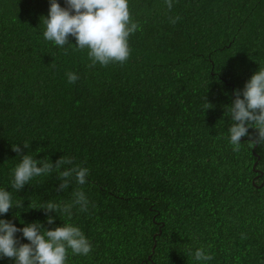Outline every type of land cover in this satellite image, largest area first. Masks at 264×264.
<instances>
[{
	"label": "trees",
	"instance_id": "trees-1",
	"mask_svg": "<svg viewBox=\"0 0 264 264\" xmlns=\"http://www.w3.org/2000/svg\"><path fill=\"white\" fill-rule=\"evenodd\" d=\"M49 6L0 0V188L13 200L0 219L79 227L93 250L69 251L67 264H264V144L245 137L234 152L227 114L264 67V0H173L171 11L165 0H129L139 30L128 61L94 68L87 50L43 38ZM68 72L79 79L68 83ZM23 154L53 165L73 158L64 168H88L86 183L73 177L60 192L53 172L16 192ZM77 189L89 208H73L70 221L36 209L69 202ZM201 246L212 260L189 255Z\"/></svg>",
	"mask_w": 264,
	"mask_h": 264
},
{
	"label": "clouds",
	"instance_id": "clouds-1",
	"mask_svg": "<svg viewBox=\"0 0 264 264\" xmlns=\"http://www.w3.org/2000/svg\"><path fill=\"white\" fill-rule=\"evenodd\" d=\"M165 3L171 11L173 0H165ZM64 4L65 7H61L57 0H49L48 16L41 17L45 26L43 38L46 41L53 42L65 51L67 47L87 50L89 68L97 64L101 67L123 65L128 61L131 54L129 37L139 30L138 22L132 18L129 0H64ZM179 20V16L169 17V23L173 25ZM69 37L75 39V46L69 43ZM66 76L70 84L79 79L74 72H68ZM234 96L227 113L231 119L228 133L232 150L239 152L242 138L245 137L250 146L264 144V67L251 76L242 92L236 90ZM212 107L205 102V110ZM249 129H253L254 133L250 134ZM23 147L28 148L29 143L25 142ZM11 150L18 155L21 153L19 145H12ZM20 156V162L12 170L11 188L16 192L34 177H48L53 172L58 173L57 178L61 181L57 188L60 192L68 188L73 177L78 185H84L89 175V169L79 165L64 168L65 165L73 164V158L70 157L63 156L53 165L48 157L36 160L32 155ZM61 168L64 170L61 171ZM89 203L84 191L77 189L73 191L69 202H47L36 209H42L46 215L59 211L70 221L73 208L87 212ZM16 207H22V204ZM12 208V194L0 188V216ZM46 223L52 225L54 219L48 217ZM18 232L28 243L20 242L16 237ZM92 250V244L82 230L70 222L53 230H44L39 222L17 228L11 221L0 219V258L14 259L15 264H67L69 251L73 255L87 256ZM189 255L194 256L196 261L213 259L203 246L194 253L190 250Z\"/></svg>",
	"mask_w": 264,
	"mask_h": 264
},
{
	"label": "water",
	"instance_id": "water-1",
	"mask_svg": "<svg viewBox=\"0 0 264 264\" xmlns=\"http://www.w3.org/2000/svg\"><path fill=\"white\" fill-rule=\"evenodd\" d=\"M260 175H261V173H260ZM263 184H264V181H263Z\"/></svg>",
	"mask_w": 264,
	"mask_h": 264
}]
</instances>
